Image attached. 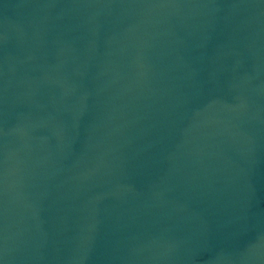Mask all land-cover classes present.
<instances>
[{
    "label": "water",
    "instance_id": "95a60500",
    "mask_svg": "<svg viewBox=\"0 0 264 264\" xmlns=\"http://www.w3.org/2000/svg\"><path fill=\"white\" fill-rule=\"evenodd\" d=\"M0 264H264V0H0Z\"/></svg>",
    "mask_w": 264,
    "mask_h": 264
}]
</instances>
